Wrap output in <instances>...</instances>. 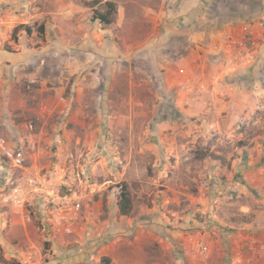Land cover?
Masks as SVG:
<instances>
[{
    "label": "rangeland",
    "instance_id": "374dc122",
    "mask_svg": "<svg viewBox=\"0 0 264 264\" xmlns=\"http://www.w3.org/2000/svg\"><path fill=\"white\" fill-rule=\"evenodd\" d=\"M42 1H0V56L36 58L6 75L16 81L0 94V133L16 139L32 120L41 147L25 168L0 157V263L223 264V249L206 242L212 222L235 229L264 211L259 191L238 190L250 183L239 166L264 158V0H213L195 41L142 40L133 30L127 45L116 32V49L59 45ZM247 22L259 25L240 43ZM30 174L82 197L74 235L17 210L13 193H28ZM144 229L162 231L165 247L137 243ZM191 236L206 254L189 248Z\"/></svg>",
    "mask_w": 264,
    "mask_h": 264
},
{
    "label": "crops",
    "instance_id": "0c3cea01",
    "mask_svg": "<svg viewBox=\"0 0 264 264\" xmlns=\"http://www.w3.org/2000/svg\"><path fill=\"white\" fill-rule=\"evenodd\" d=\"M7 1L14 3L13 1L16 0ZM106 2H111L115 6L113 20L109 24H103L99 19L92 17L94 10L105 11ZM212 2L213 0H43L42 12L50 16L51 23L48 22V25L51 29L56 28L62 31L63 39L61 38V42L58 40L59 45L96 47L98 42L103 41L106 47L111 49L113 46L116 49L115 46L118 43L114 36L120 33L118 38L123 41L124 45H127V41L130 40L128 32L133 30L141 32L139 38L142 40L152 38V40L157 39L165 43L169 38L177 40L180 36L187 35L191 37V41H195L196 37L200 36L197 28H202L205 23L213 19V17L208 18L211 16L208 8ZM7 15L13 18L11 12H7ZM139 38L138 42H132L130 45H138ZM82 53L86 54L84 51ZM34 54L30 51L0 56V94L7 87H12L16 81L15 74L14 76L11 74L9 76L13 81L10 84L7 83L6 75L14 73L17 69L20 72L21 69L31 67L30 65L36 59L33 58ZM31 77V75L28 76V78ZM14 89L19 92L21 90L17 84ZM50 101L52 98L48 96L40 103L46 106L51 103ZM239 167L240 173L244 172L245 177L250 181L240 186L239 192L248 195L249 189L254 188L264 196V158L254 159L253 164L243 162ZM246 208L249 207L246 206ZM211 226L213 234L207 232L206 242L213 252L219 248L223 249L226 255L223 264H264V251L260 250L261 244H264V211H260L258 217L243 227L222 228L215 221ZM144 231L145 234L142 233V235H145V238L137 237V243L144 245L152 238V241L165 247V240L162 237L165 235L162 231L155 232L152 229L151 231L144 229ZM175 240L178 241L177 238ZM182 244L184 248V242ZM132 251L134 253V250ZM113 257L117 260L116 254ZM239 259L241 263L238 262ZM136 261L132 259V264Z\"/></svg>",
    "mask_w": 264,
    "mask_h": 264
},
{
    "label": "built area",
    "instance_id": "2783aa9c",
    "mask_svg": "<svg viewBox=\"0 0 264 264\" xmlns=\"http://www.w3.org/2000/svg\"><path fill=\"white\" fill-rule=\"evenodd\" d=\"M258 25L259 23L256 22L244 23L242 25L243 34L239 42L246 41V38L250 39L254 35L252 29ZM18 134L16 139H9L5 134L0 133V157L15 168H25L32 155L41 150L40 133L35 123L27 120L23 124L22 133ZM26 179L30 196L23 188L15 190L13 202L17 210L25 215L27 221H31V217L36 215L38 219H48L47 223L53 226L60 235H74L83 218L82 197L69 189L60 188L59 185L42 181L33 174L28 175ZM204 195L203 193L199 198H203ZM200 202L198 200V203ZM189 242L191 250L196 249L200 254H206L207 246L203 240L191 236ZM260 250L264 251V244H261ZM183 251L185 254L188 253L186 249ZM18 264L25 263L19 262Z\"/></svg>",
    "mask_w": 264,
    "mask_h": 264
},
{
    "label": "trees",
    "instance_id": "16d2710c",
    "mask_svg": "<svg viewBox=\"0 0 264 264\" xmlns=\"http://www.w3.org/2000/svg\"><path fill=\"white\" fill-rule=\"evenodd\" d=\"M107 10L105 11H93V18L99 19L103 24H109L111 21L110 15L114 12L115 6L111 2H106ZM27 31H30L29 28L26 29ZM118 208L121 214H125L130 209V199L128 195V191L126 188V185L123 184L121 186L120 190V199L118 201Z\"/></svg>",
    "mask_w": 264,
    "mask_h": 264
}]
</instances>
